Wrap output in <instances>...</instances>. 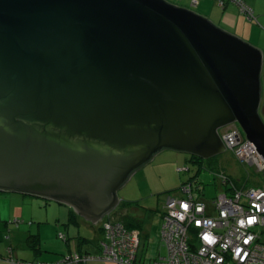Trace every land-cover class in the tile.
I'll list each match as a JSON object with an SVG mask.
<instances>
[{
    "label": "water",
    "instance_id": "1",
    "mask_svg": "<svg viewBox=\"0 0 264 264\" xmlns=\"http://www.w3.org/2000/svg\"><path fill=\"white\" fill-rule=\"evenodd\" d=\"M262 68L166 0H0V193L97 224L163 150L209 159L238 123L264 158Z\"/></svg>",
    "mask_w": 264,
    "mask_h": 264
},
{
    "label": "built area",
    "instance_id": "2",
    "mask_svg": "<svg viewBox=\"0 0 264 264\" xmlns=\"http://www.w3.org/2000/svg\"><path fill=\"white\" fill-rule=\"evenodd\" d=\"M227 1L237 4L249 21L256 20L243 0ZM218 5L226 6V0H218ZM221 139L227 151L264 175L263 157L238 127L227 128ZM216 176L224 191L209 205L196 197L193 182L182 185V197L167 199L161 231L168 254L149 264H264V186L240 188L225 174ZM106 219L97 255L71 252L54 263L17 261L12 255L5 260L10 264H146L139 254L140 232Z\"/></svg>",
    "mask_w": 264,
    "mask_h": 264
},
{
    "label": "rangeland",
    "instance_id": "3",
    "mask_svg": "<svg viewBox=\"0 0 264 264\" xmlns=\"http://www.w3.org/2000/svg\"><path fill=\"white\" fill-rule=\"evenodd\" d=\"M166 1L203 15L198 12L197 4H193L194 0ZM233 8L240 9L237 4L231 3L230 9ZM222 9V7L213 9L215 14L213 19L221 18ZM210 21L212 22L211 19ZM230 22L233 24V21ZM239 33L242 34L240 31ZM238 36L236 37L242 40ZM199 168L200 165L191 161L190 155L173 150H163L155 155L152 161L136 171L118 191L119 205L111 212L110 216L118 218L117 215L122 211L140 222V228L137 230L140 234L143 231L148 237H142L139 254L141 258L146 259L147 264L151 259L167 256L168 251L162 241L161 231L164 204L169 197L183 196L182 185L189 183V179L194 177ZM184 169H189V171ZM215 172L228 174L240 188L264 186V175L257 172L256 167L243 163L233 152L226 150L217 156L202 160L199 181L194 183V187L202 186L201 193H197L195 190L196 197L208 205L224 191L220 183L221 179L216 177ZM70 211L71 208L68 206L37 197L0 193V246L14 245L15 251L24 250L25 252L28 250L29 236L40 235V245L43 250H46L44 255L54 253L51 251L53 249L59 250L57 254L65 255L70 253L67 250L68 245L72 248L77 247L79 242H84V238L95 239L94 231L100 234L98 223L95 225V223L83 220L82 217L77 218L76 222L70 221ZM100 226H102V222ZM85 245L94 244L86 242ZM8 253L10 251L6 249L5 258L9 255ZM20 260L17 259V261ZM24 260L21 261L35 262L27 258ZM3 261L7 262L5 259ZM112 263L114 262H103V264Z\"/></svg>",
    "mask_w": 264,
    "mask_h": 264
},
{
    "label": "crops",
    "instance_id": "4",
    "mask_svg": "<svg viewBox=\"0 0 264 264\" xmlns=\"http://www.w3.org/2000/svg\"><path fill=\"white\" fill-rule=\"evenodd\" d=\"M243 1L253 10L254 15L256 17V20L249 21L246 18V16L241 13L240 9L239 10H237L236 8L230 9L232 2H230V1L228 2L227 0H226V6L222 7L223 13L221 15V18L219 17L218 20L213 19V16L215 15L213 9L216 7L217 8L220 7V6H218V0H198L197 7H198V12L205 15V16L201 15L202 17H205V18L208 17L207 19L208 20L211 19L212 22L216 26L223 28V30L225 29V30L229 31L236 36L239 35L238 37H241L243 41H245V42L249 43L250 45H252L253 47H256V48L261 50L262 57H263V68H262L261 78H262V87L264 89V0H243ZM201 8H202V10H200ZM208 13H210V14H208ZM209 17H211V18L209 19ZM230 21H233V24ZM239 31L242 32V34H240ZM72 211L74 212V215H75L73 218H71ZM124 215H126V213H124L122 211L119 213L120 217L124 216ZM80 217H82V216L78 215V213L76 211L71 209L70 221L76 222L77 218H80ZM83 218L84 217H82V219ZM83 220L88 221L85 218ZM88 222H90V221H88ZM101 222L98 223L99 224L98 230H99L100 234L97 231H94V236H95L94 238L95 239L92 240L89 238H84V242H79L78 246L74 247V248H72L70 245H68V249H67V250H69L68 252H70V253L71 252H83V253H89L92 255L99 254L100 253L99 243L101 242V240H103V231H102L101 226H100ZM90 223H93V222H90ZM140 235H141V240H142V237H148V235L146 233H143V231H141ZM33 236H35V235H33ZM37 236L39 237L38 238L39 239V245H37V248L35 249L31 245H27L28 250H26L25 252H24V250H16L15 251V249L13 248L14 245H2V246H0V249L5 248L4 250L3 249L0 250V257L2 258V259H0V264H9V263L3 261L4 259L8 258L9 255H12L15 260H17V259L18 260L19 259L24 260L25 258H27V259H31L35 262L41 261L42 263H46V262L54 263L61 258L60 256L64 255V254H57L58 253L57 251H59L58 249H53L51 251L54 253L48 254V255H53V256L44 255L46 250H43L42 245H40V240H41L40 235H37ZM86 242L90 243V244L93 243L94 245H85ZM27 243L29 244L28 240H27ZM6 249H9L10 253H8L9 255H7L5 258L4 255H5ZM13 252H14L15 256L13 255ZM61 252L64 253L63 251H61ZM139 252H140V248H139ZM28 257H30V258H28ZM142 259L147 264L146 259L145 258H142ZM151 261H152V259L150 260V262ZM90 264H103V262L94 261V262H91ZM112 264H114V263H112Z\"/></svg>",
    "mask_w": 264,
    "mask_h": 264
},
{
    "label": "trees",
    "instance_id": "5",
    "mask_svg": "<svg viewBox=\"0 0 264 264\" xmlns=\"http://www.w3.org/2000/svg\"><path fill=\"white\" fill-rule=\"evenodd\" d=\"M202 160H203V158L200 157V156H197V155L191 156V161L194 162V163H196V164H198V165H200V168L198 169L199 171L196 172L194 178H190L188 182H190V183L193 182V184L194 183H198V181H199V174H200V172L202 170ZM215 173L217 175L218 173H221V172H215ZM222 173L225 174L236 185H238L237 182L235 180H233L228 174H226L224 172H222ZM194 189L197 191V193H201L202 192V186L201 185L195 186ZM71 214H72L71 215V218H73L75 216L74 215V212L72 211ZM117 216H118V218L117 217H114L113 218L109 214V215H107V216L104 217V220H107L106 218H109L110 221H115V222L122 223L124 226H126L129 229H139L140 228V222L137 219H135V218H133V217L127 215V214L124 215V216H121V217L119 216V214ZM101 229H102V227H101ZM38 238L39 237L37 235L30 236L29 239H28L29 245H31L33 248L36 249L37 248V245H39V239ZM78 253H81L82 255H92V254L83 253V252H78Z\"/></svg>",
    "mask_w": 264,
    "mask_h": 264
},
{
    "label": "flooded vegetation",
    "instance_id": "6",
    "mask_svg": "<svg viewBox=\"0 0 264 264\" xmlns=\"http://www.w3.org/2000/svg\"><path fill=\"white\" fill-rule=\"evenodd\" d=\"M258 112H259V115L261 116V119H262V121H263V123H264V94H263V96H262V100H261V103H260V107H259V109H258ZM230 126L238 127V128L241 130L242 134L244 135L242 129H241L240 126H239V124H238V123H234V124H230V125H228V126H226V127L221 128V129L218 130V135H219L220 138H221L222 133H223L227 128H229Z\"/></svg>",
    "mask_w": 264,
    "mask_h": 264
},
{
    "label": "bare ground",
    "instance_id": "7",
    "mask_svg": "<svg viewBox=\"0 0 264 264\" xmlns=\"http://www.w3.org/2000/svg\"><path fill=\"white\" fill-rule=\"evenodd\" d=\"M264 159V158H263Z\"/></svg>",
    "mask_w": 264,
    "mask_h": 264
}]
</instances>
